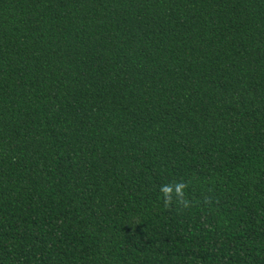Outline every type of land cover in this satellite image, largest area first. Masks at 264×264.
Segmentation results:
<instances>
[{
	"label": "trees",
	"instance_id": "trees-1",
	"mask_svg": "<svg viewBox=\"0 0 264 264\" xmlns=\"http://www.w3.org/2000/svg\"><path fill=\"white\" fill-rule=\"evenodd\" d=\"M0 264H264V0H0Z\"/></svg>",
	"mask_w": 264,
	"mask_h": 264
}]
</instances>
